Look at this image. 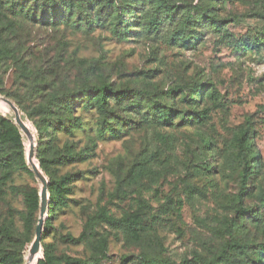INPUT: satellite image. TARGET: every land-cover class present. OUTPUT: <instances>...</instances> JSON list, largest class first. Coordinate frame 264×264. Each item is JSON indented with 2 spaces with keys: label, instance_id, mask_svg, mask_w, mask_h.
Returning <instances> with one entry per match:
<instances>
[{
  "label": "rangeland",
  "instance_id": "1",
  "mask_svg": "<svg viewBox=\"0 0 264 264\" xmlns=\"http://www.w3.org/2000/svg\"><path fill=\"white\" fill-rule=\"evenodd\" d=\"M12 1L17 11L45 9L42 0ZM178 1L186 7L183 17L173 37L163 40L145 33L144 16L135 20L142 26L135 27L133 34L119 37L111 26L96 24L90 29L77 16L70 24L43 26L15 18L10 13L14 10H9L8 20L18 26L7 39L12 50L0 61V97L9 99V93L19 98L20 105L9 100L34 137L38 166L42 117L37 109L46 104L47 95L78 92L86 84L101 81L115 88L184 86L187 91L180 104L185 122L178 119L175 128L155 132L144 127L101 137L97 113L79 111L82 128L72 136L52 130L44 134L45 144L58 155L70 151L76 155L71 164L55 168L59 176H71L74 183L69 206L50 215L48 238L31 264L44 258L45 247L61 261L89 260L106 253L104 264H138L141 255L177 264L184 260L254 264L260 258L258 251L264 244V0ZM205 13L231 22L221 33L206 35L198 23ZM184 36L201 38V42L190 49L182 46ZM197 86L205 87L200 95L193 94ZM198 112L207 113L203 123L191 120ZM6 121L19 128L13 111L0 106V140L8 131ZM247 126L259 164L242 203L243 209L254 212L242 216L235 200L241 191L242 166L234 159L231 141L236 131ZM20 131L28 162L30 141ZM3 156L0 153V258L14 259L0 264H27L38 223L32 233H26L22 191L41 190V183L22 170L4 168ZM141 159H151L154 173L137 181L130 171ZM8 173L11 178L5 180ZM126 217L134 218L130 232L107 223ZM233 245L246 251L229 250Z\"/></svg>",
  "mask_w": 264,
  "mask_h": 264
},
{
  "label": "trees",
  "instance_id": "2",
  "mask_svg": "<svg viewBox=\"0 0 264 264\" xmlns=\"http://www.w3.org/2000/svg\"><path fill=\"white\" fill-rule=\"evenodd\" d=\"M12 3V0H0V61L8 56L10 49L12 50L7 45V39L10 33H15L18 26L17 23L8 20L9 10H14L10 12L12 14L10 15L16 16L15 18L24 17L29 22L43 26H57L60 23L70 24L74 16H77L87 28L93 29L96 24L102 27L109 25L119 37L133 34L135 27L142 26V23L135 20L141 21L142 16H144L146 23L143 25V30L145 33L163 40L173 37L171 33L175 26L180 23L186 8L178 0H153L150 2L144 0H42L45 8L43 11L29 10L23 12V10H15ZM230 22L227 19L222 20L213 15H208V13L202 14L198 19V23L205 29L206 35L221 33ZM180 41L182 46L195 50L201 42V38L193 39L190 36H184ZM14 59L16 60V58ZM19 69L23 74V66H20ZM20 76L23 78V75ZM204 89V86H197L193 90V94L200 95ZM186 93L184 86L168 89L159 86H152L149 89H136L127 86L115 88L108 82L101 81L99 84H86L78 92L66 91L51 93L46 96V104L37 109V113L42 117L39 124L41 141L37 148V160L48 180L47 218L45 216L41 247L49 235L50 215H55L56 212L69 206V196L73 191V178L67 175L59 176L55 168L71 164L76 158V155L71 151L65 156L58 155L52 150V147L45 144L44 134L48 130H52L72 136L78 129L82 128V117L78 115L79 111H95L97 113L101 137H105L106 134L127 133L144 127L155 132L161 128H175L178 119L181 118L185 122V110L181 109L180 104L185 102ZM7 97L15 101L16 105L21 104L17 96L8 93ZM206 118V112H198L192 116L191 120L192 122L203 123ZM6 123L8 131L0 140V153H4L3 158H1L3 167L13 171L22 170L35 179L36 175L25 157L20 129L13 121H6ZM251 140V129L247 126L236 131L231 141L234 159L242 166L239 173L241 191L235 196L242 216L254 212L242 208L248 182L255 176L259 164V158L253 152ZM207 143L210 145V142ZM153 156L157 157L156 154ZM153 173L151 159L139 160L130 171V175L135 177L137 181ZM10 178V173H8L5 180H10ZM13 190L16 193L21 192L17 188ZM22 194L26 204L24 228L26 233H32L35 229V222L38 223L40 217V190L30 188L23 190ZM262 200L264 201V199ZM132 220L134 218L126 217L122 220L113 219L107 223L122 232H130L133 229L130 225ZM229 250L233 252L243 251L244 253L246 248L233 245L229 247ZM258 255L260 258L254 264H264V244L259 248ZM106 257V253L101 252L98 257L89 260L66 258L65 261H61L52 250L45 247L44 258L38 264H104ZM13 259L14 256L5 255L0 258V263H11ZM138 264L177 263L167 258L160 259L141 255ZM182 264L198 263L184 260ZM200 264H215V261Z\"/></svg>",
  "mask_w": 264,
  "mask_h": 264
},
{
  "label": "water",
  "instance_id": "3",
  "mask_svg": "<svg viewBox=\"0 0 264 264\" xmlns=\"http://www.w3.org/2000/svg\"><path fill=\"white\" fill-rule=\"evenodd\" d=\"M0 106L9 107L13 111L17 125L23 131V133L28 137L30 141L28 162L32 168V171L34 172L37 179L41 183V190H40L41 205H40V215H39L40 217H39L38 225L36 227L35 240L32 244L31 251L29 254V259L27 261V264H31L41 249L43 225L48 207V192H47L48 180L41 172L39 166L35 161L34 137L29 127L24 123L19 109L11 100L4 97H0Z\"/></svg>",
  "mask_w": 264,
  "mask_h": 264
}]
</instances>
